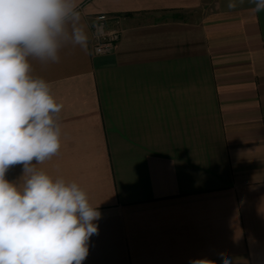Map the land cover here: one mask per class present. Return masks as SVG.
Listing matches in <instances>:
<instances>
[{"label": "crops", "instance_id": "obj_1", "mask_svg": "<svg viewBox=\"0 0 264 264\" xmlns=\"http://www.w3.org/2000/svg\"><path fill=\"white\" fill-rule=\"evenodd\" d=\"M229 2L76 0L87 51L31 61L63 104L37 167L101 214L83 264H264V11ZM100 13L120 19L111 53L92 50Z\"/></svg>", "mask_w": 264, "mask_h": 264}, {"label": "clouds", "instance_id": "obj_2", "mask_svg": "<svg viewBox=\"0 0 264 264\" xmlns=\"http://www.w3.org/2000/svg\"><path fill=\"white\" fill-rule=\"evenodd\" d=\"M250 2L264 11V0ZM236 6L230 0L228 7ZM80 22L76 0H0V264H83L98 232L94 222L101 214L88 193L37 167L60 150L56 114L63 104L50 82L33 75L31 61L58 63L68 43L87 51ZM17 164L24 171L19 184L5 178Z\"/></svg>", "mask_w": 264, "mask_h": 264}, {"label": "built area", "instance_id": "obj_3", "mask_svg": "<svg viewBox=\"0 0 264 264\" xmlns=\"http://www.w3.org/2000/svg\"><path fill=\"white\" fill-rule=\"evenodd\" d=\"M96 31L92 36V50L96 54H106L113 52L121 39L122 29L118 17H108L104 13L96 15ZM111 25L108 26V23ZM102 26V31L97 30V26Z\"/></svg>", "mask_w": 264, "mask_h": 264}]
</instances>
